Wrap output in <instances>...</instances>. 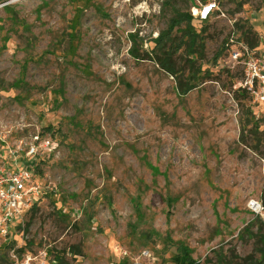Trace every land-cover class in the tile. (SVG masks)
<instances>
[{"label": "rangeland", "instance_id": "1", "mask_svg": "<svg viewBox=\"0 0 264 264\" xmlns=\"http://www.w3.org/2000/svg\"><path fill=\"white\" fill-rule=\"evenodd\" d=\"M186 12L205 38L195 63L152 42ZM246 34L264 36V0H0V168L32 162L39 186L0 235V264L13 251L173 264L180 244L201 264L258 260L264 209L248 202L264 203V109L226 51ZM35 135L56 148L28 154Z\"/></svg>", "mask_w": 264, "mask_h": 264}, {"label": "built area", "instance_id": "2", "mask_svg": "<svg viewBox=\"0 0 264 264\" xmlns=\"http://www.w3.org/2000/svg\"><path fill=\"white\" fill-rule=\"evenodd\" d=\"M213 8L209 6L200 11L199 21L206 20ZM226 51L233 67L241 68L243 77L238 86L240 91L248 93L264 109V36L253 45L232 37L226 44ZM36 143L43 149L56 148H52L50 138L41 139L35 135L28 154L36 151ZM36 177V166L32 162L23 161L21 168L14 171L0 168V235L9 237L14 227L22 221L23 215L33 208L39 192ZM248 208L255 213H261L264 209L257 200H250ZM11 257L10 264H34L32 257L26 255L21 258L14 251Z\"/></svg>", "mask_w": 264, "mask_h": 264}, {"label": "trees", "instance_id": "3", "mask_svg": "<svg viewBox=\"0 0 264 264\" xmlns=\"http://www.w3.org/2000/svg\"><path fill=\"white\" fill-rule=\"evenodd\" d=\"M199 21V20H198ZM201 22V21H199ZM197 20L189 13L177 14L176 17L172 18L168 29L160 34L158 38L152 40L154 47L162 49L165 53L172 52L171 49H175L176 52L184 49L186 55L191 57V62L195 63L197 58L200 57L205 50V38L201 35L195 28ZM185 25L183 33L186 40L181 42L180 45L174 43V38L172 37L173 32L176 28ZM247 33H251L249 30ZM246 41L253 45V42L248 40V34H246ZM170 43V47L167 49V44ZM137 57V55H135ZM221 56V53L218 52L217 56L214 58L215 61ZM138 58V57H137ZM169 69V68H168ZM170 73H175L173 70H170ZM191 89V88H189ZM258 128V126H256ZM38 171V169H37ZM264 208V203L262 204ZM35 209V208H33ZM34 211V210H33ZM92 216H89L88 220L91 221ZM19 252L24 253V249L20 248ZM260 258L258 260H250V264H264V246L259 249ZM58 264H64L63 259L59 256H56ZM173 264H201L198 260L193 258V251L185 244H180L177 248V252L172 258Z\"/></svg>", "mask_w": 264, "mask_h": 264}]
</instances>
